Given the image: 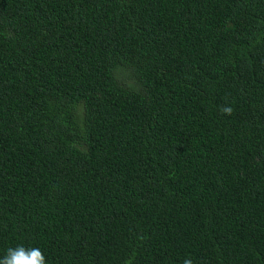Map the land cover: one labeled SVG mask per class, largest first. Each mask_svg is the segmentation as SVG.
Returning a JSON list of instances; mask_svg holds the SVG:
<instances>
[{
    "label": "trees",
    "instance_id": "trees-1",
    "mask_svg": "<svg viewBox=\"0 0 264 264\" xmlns=\"http://www.w3.org/2000/svg\"><path fill=\"white\" fill-rule=\"evenodd\" d=\"M19 244L264 264V0H0V256Z\"/></svg>",
    "mask_w": 264,
    "mask_h": 264
},
{
    "label": "clouds",
    "instance_id": "clouds-1",
    "mask_svg": "<svg viewBox=\"0 0 264 264\" xmlns=\"http://www.w3.org/2000/svg\"><path fill=\"white\" fill-rule=\"evenodd\" d=\"M225 114H230V107L222 108ZM0 264H48L43 251L39 247H26L23 244L9 247L3 256H0ZM183 264H193L190 257H186Z\"/></svg>",
    "mask_w": 264,
    "mask_h": 264
}]
</instances>
